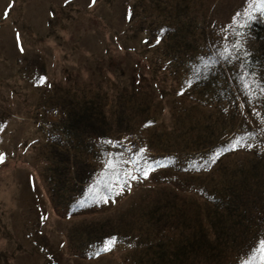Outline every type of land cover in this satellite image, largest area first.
<instances>
[{
	"label": "trees",
	"instance_id": "obj_1",
	"mask_svg": "<svg viewBox=\"0 0 264 264\" xmlns=\"http://www.w3.org/2000/svg\"><path fill=\"white\" fill-rule=\"evenodd\" d=\"M146 2L144 15L151 21L144 41L163 53L149 63L153 70L147 64L150 77L140 72L137 79L133 74L119 83L96 62L104 87L98 81L56 94L69 100L59 129L70 155L56 161L47 153L50 179L55 168H66L67 174L59 173L65 186L61 191L65 194L71 187L72 196L82 199L84 190L79 208L102 209L120 202L124 194L140 195L130 204L137 201L133 213L125 210L117 218L93 222L100 226L98 237L84 234L78 252L83 258L104 254V241L115 237L129 248L123 264H261L251 252L264 241V17L240 28L245 34L240 36L257 43L247 49L237 36L239 28L205 31L204 13L193 27L190 20L178 22L176 9V17L171 16L169 0ZM199 8L205 11V6ZM115 67L111 63L108 70L118 77ZM169 80L175 87L172 94L166 87ZM166 95L185 104L171 108L170 129H157V99ZM246 99L259 104V115L249 116V128L236 131L239 100L245 105ZM121 131L135 137L132 147L107 143ZM159 150L165 154L160 156ZM110 153L138 162L136 167L123 165L125 172L132 169V176L137 172L136 178L122 175L117 180L104 167L114 158ZM149 168L152 188L147 190L141 180ZM106 222L111 230H104Z\"/></svg>",
	"mask_w": 264,
	"mask_h": 264
},
{
	"label": "rangeland",
	"instance_id": "obj_2",
	"mask_svg": "<svg viewBox=\"0 0 264 264\" xmlns=\"http://www.w3.org/2000/svg\"><path fill=\"white\" fill-rule=\"evenodd\" d=\"M179 1L169 0L171 16L176 17V9L178 22L190 20L193 27H198L204 13L205 31L223 32L230 25L239 28L237 36L245 35L242 26L264 17V9L254 0H200V4L199 0H189L187 5ZM200 5L205 6L204 12ZM145 7L146 0H0V153L4 154L0 162V264L124 263L129 248L119 243L94 258H83L78 246L84 234L98 237L100 226L93 222L117 218L125 210L133 213L137 201L130 204L140 195L120 191L124 194L120 202L108 203L102 209L79 208L85 191H81L82 199L72 196L71 187L64 194L59 173L68 171L60 165L50 179L45 157L48 153L56 161H66L70 155L69 143L59 129L62 109L69 100L56 94L63 88L98 81L104 87L94 63H101L104 74L119 83L133 74L137 79L140 72L150 77L147 67L154 66L149 63L163 53L155 43L150 47L144 41L151 21L144 15ZM236 13L240 16L233 21ZM240 37L247 49L257 45L251 37ZM166 53L170 55L171 51ZM110 62L116 63L118 77L108 70ZM157 76L160 79L163 73ZM166 87L172 94L175 87L170 80ZM157 102L155 127L170 129L174 122L171 108L185 102L170 95ZM239 103L240 116L233 128L236 131L249 128V116L259 115V104L246 99L247 115L245 105ZM243 119H247L245 123ZM113 142L129 148L135 137L121 131ZM57 143L63 145L61 150ZM157 154L165 153L159 150ZM149 176L143 175L141 180H145L147 190L152 188ZM129 184L132 192L134 181ZM103 224L105 231L111 230L109 223Z\"/></svg>",
	"mask_w": 264,
	"mask_h": 264
},
{
	"label": "snow or ice",
	"instance_id": "obj_3",
	"mask_svg": "<svg viewBox=\"0 0 264 264\" xmlns=\"http://www.w3.org/2000/svg\"><path fill=\"white\" fill-rule=\"evenodd\" d=\"M67 2V0H65ZM254 3L261 5V8L264 9V0H254ZM244 15L247 17L249 14L247 11H245ZM240 16V13H236L235 16H233V21H236L238 17ZM19 41V38H17ZM235 47H239V45H234ZM23 51V49H20ZM247 54V53H245ZM107 143L109 144H115V142L108 141ZM143 151V149H141ZM110 158L104 165L105 168H111L113 172H115L117 176V180H119V177L124 175V176H130L132 179H135V176H132V169H129L127 172L123 170V165L132 163L134 167H136L137 163L136 161H125L123 159V153H116V154H109ZM4 154L0 153V162L3 161ZM152 169L149 168L147 170H144L142 174L144 176L148 175V172L151 171ZM123 186V183L121 184V187ZM101 199H103L105 202H107V196L101 195ZM115 237H110L108 240L104 241L103 247L101 248V251H108L115 243ZM98 254V253H97ZM259 256V259L261 261V264H264V241H260V245L257 249H253L251 252V256L256 257Z\"/></svg>",
	"mask_w": 264,
	"mask_h": 264
}]
</instances>
